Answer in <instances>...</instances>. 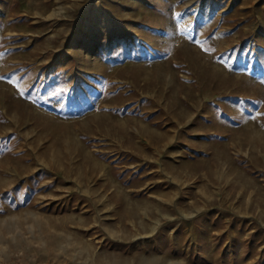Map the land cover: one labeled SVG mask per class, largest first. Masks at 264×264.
Segmentation results:
<instances>
[{
    "label": "rangeland",
    "instance_id": "rangeland-1",
    "mask_svg": "<svg viewBox=\"0 0 264 264\" xmlns=\"http://www.w3.org/2000/svg\"><path fill=\"white\" fill-rule=\"evenodd\" d=\"M0 264H264V0H0Z\"/></svg>",
    "mask_w": 264,
    "mask_h": 264
},
{
    "label": "snow or ice",
    "instance_id": "snow-or-ice-1",
    "mask_svg": "<svg viewBox=\"0 0 264 264\" xmlns=\"http://www.w3.org/2000/svg\"><path fill=\"white\" fill-rule=\"evenodd\" d=\"M197 43H199V41H196Z\"/></svg>",
    "mask_w": 264,
    "mask_h": 264
}]
</instances>
